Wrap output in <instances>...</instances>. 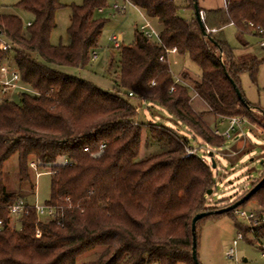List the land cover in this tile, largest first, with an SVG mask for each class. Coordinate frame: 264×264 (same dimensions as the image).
I'll return each mask as SVG.
<instances>
[{
	"label": "trees",
	"instance_id": "obj_1",
	"mask_svg": "<svg viewBox=\"0 0 264 264\" xmlns=\"http://www.w3.org/2000/svg\"><path fill=\"white\" fill-rule=\"evenodd\" d=\"M130 1L161 26L160 42L134 31L132 44H122L118 61L113 57L109 62L113 91L61 70L89 64L106 23L94 11L105 8L106 0L70 6L68 45L51 42L56 13L64 7L60 0L15 4L32 14L30 25L0 4V68L12 52L21 82L32 91L18 101H0V264H195L192 219L207 211L206 197L216 181L211 165L198 155L186 156L190 139L175 126L189 128L212 147H221L225 139L205 122V112L193 109L189 89L175 81L171 50L199 67L200 78L192 82L206 112L243 115L264 129L253 113L261 110L241 89L244 72L256 82L264 54L238 55L225 36L230 24L241 41L245 34L258 36L250 24L264 28V0H225L224 8H200L207 35L195 17L193 0H184L191 18L180 15L177 0ZM143 103L167 111L175 126L138 121ZM144 129L147 141L163 149L141 159ZM14 154L21 183H31L33 162L52 174L45 204L55 213L46 221L38 219L29 200L35 183L31 194L8 190L4 183V163ZM250 199L264 209V183ZM19 201L24 209L16 229L9 209ZM197 230L198 225V247ZM244 231L264 237V224Z\"/></svg>",
	"mask_w": 264,
	"mask_h": 264
},
{
	"label": "rangeland",
	"instance_id": "obj_2",
	"mask_svg": "<svg viewBox=\"0 0 264 264\" xmlns=\"http://www.w3.org/2000/svg\"><path fill=\"white\" fill-rule=\"evenodd\" d=\"M19 1L0 0V4L3 6L2 10L5 12H15L21 15L24 22H27L29 16L32 14L24 9L15 7L14 5ZM60 1L64 7L56 14L57 28L51 34V42L56 45H68L70 43V36L68 34L71 15L70 6L73 4L81 5L84 0ZM114 4L123 6L125 5V0H106L104 13L99 12L98 8L94 11V17L106 20V23L98 47L93 51L89 64L82 69L61 67L63 72L81 77L106 91H113L111 78L107 74L109 62L113 57L115 61L119 59V50L114 48L110 37L113 34H121L124 39V45L132 44L134 30L137 25L144 23L143 15H146L132 3L126 5L124 12L115 13L112 8ZM178 4L181 5L180 0H178ZM181 14L186 18L190 15L187 12H182ZM225 36L230 46L240 52L242 44L237 38L236 28L232 25H227L225 27ZM243 38L253 47L251 49H253L256 56L262 57L264 47L260 46L258 36L245 34ZM251 49L249 48V50ZM169 63L174 76H178L179 74V76H182L184 73L188 75V77H184V82L179 81V83L189 89L191 95L190 102L193 109L198 113L205 112L203 118L213 131L218 129L221 133L224 132L228 127L226 117L206 112L207 106L205 102L200 100V97L194 91L192 81L199 79L201 74L199 67L188 56L183 58L177 54L170 55ZM2 65L11 66L12 69L10 71L15 69L12 52L6 55L2 61ZM14 82L15 84L9 88H6L4 85L0 88V101H18L23 92L32 93L31 88L24 85L20 80H14ZM241 89L247 100L256 107H259L261 111L254 108L253 113L257 117V121L264 123V62L260 65L256 82L252 81L248 72H244L241 75ZM192 94H195L199 99L196 100ZM133 102L136 105L140 103L136 99H133ZM238 117L243 118L245 121L231 139L224 138L225 142L221 147H212L204 144L189 128L181 125L175 126L167 111L159 106H144L141 104L137 120L145 122L157 121L168 126L179 127V133L188 136L190 139L187 150L189 148L198 149V156L208 165L212 166L210 152L214 153L213 157L216 167H212V171L216 187L207 195L206 200L207 211L215 212L236 199L239 195H242L245 190L250 189L251 185L262 179L260 175L264 174V129L258 123L243 115ZM143 134L139 158L144 159L162 151L163 147L161 145L147 141L145 129L143 130ZM221 137L223 138V136ZM206 148L209 149V153L205 152ZM203 153L207 154L204 160ZM29 173L32 180L31 183H35L36 187L35 194L29 197V200L34 205H45L46 200L50 196L52 174L48 169L38 168L36 162L31 163ZM4 183L8 190H22L26 194L33 193L30 189L31 183H21L19 179L17 154L12 155L4 163ZM241 207L249 209L262 206L255 200L250 199ZM48 218L47 216H43L40 219L46 221ZM237 224H240L243 229H239ZM197 225V254L201 264H232V261L228 259L226 254L230 247L233 246L236 249V255L240 259L241 264H264L263 248L260 245L261 243L264 244V237L257 236L251 231L245 232L244 229L246 226H249L244 220L234 214V210H232L231 214L223 213L204 217ZM11 226L16 229L20 227L18 219L12 218ZM239 231L244 235L241 239L237 237ZM235 239H237L236 245L233 244ZM86 256L82 258L84 259Z\"/></svg>",
	"mask_w": 264,
	"mask_h": 264
},
{
	"label": "built area",
	"instance_id": "obj_3",
	"mask_svg": "<svg viewBox=\"0 0 264 264\" xmlns=\"http://www.w3.org/2000/svg\"><path fill=\"white\" fill-rule=\"evenodd\" d=\"M127 1L131 2L130 0H127ZM113 8H120V5L116 4L113 6ZM250 27H252L253 30L258 34L260 46L264 47V28L261 27L260 25H253L252 23L250 24ZM139 31L142 32L150 40L154 42H160V37H159L160 32L156 31L149 23H145L141 25ZM111 39L114 42L116 41V45H117V41H118L117 37L113 36ZM160 59L163 60V56H161ZM11 69H12L11 66L7 67L5 65H1V68H0L1 87H3L4 85L6 88H9L10 86H13L15 84L14 80L21 81L18 69L15 67L13 71H10ZM175 81L179 83V80L175 79ZM129 95L132 96L133 94L129 92ZM226 120L228 121L227 129L222 133L220 132V130L215 129L214 133L216 135L223 136L225 139H231L233 135L238 131L237 129L241 127V124L245 120L238 116L226 117ZM102 148H104V145H101V149ZM207 148L205 149L206 150L205 152L209 153V149ZM197 152H199L198 149L189 148L187 150L186 156H190L194 154L198 155ZM206 153H203V160H204L205 155H207ZM64 163L67 164L68 160L65 159ZM35 208H36L38 219H40L43 216L52 217L55 213V209L52 206H49L46 204L45 205L35 204ZM23 209H24V203L23 201H19L10 206V209H9L10 215L12 216V218L18 219L21 213L23 212ZM234 214H236L238 218L244 220L247 223V225L251 227L252 229L260 227L264 224V209L262 207H254V208L246 209L240 206L234 209ZM0 224H2V220H0ZM37 235L38 236L40 235L39 231H37ZM237 237L238 239H241L244 237V235L241 231H239ZM236 243H237V239L233 241L234 245H236ZM260 245L263 248L262 255L264 256V244L261 243ZM226 256L228 257L230 261H232V264H241L240 259L236 255V249L234 246L230 247V249L227 251Z\"/></svg>",
	"mask_w": 264,
	"mask_h": 264
},
{
	"label": "crops",
	"instance_id": "obj_4",
	"mask_svg": "<svg viewBox=\"0 0 264 264\" xmlns=\"http://www.w3.org/2000/svg\"><path fill=\"white\" fill-rule=\"evenodd\" d=\"M178 1V0H177ZM181 1V5H180V7H181V10H179V13H180V15H182L181 13L182 12H187L188 14H190L189 15V17L188 18H191V16L193 15V12L190 10V9H188V8H186V5H185V2H184V0H180ZM199 1V6H200V8H202V9H215V8H224L225 7V0H198ZM129 3H131V2H129V1H127V0H125V5H123V6H120V8H113V10L115 11V13L117 12V13H120V12H124L125 11V9H126V5L127 4H129ZM114 5H116V4H114ZM113 5V6H114ZM118 5V4H117ZM139 10H141L140 8H138ZM59 11V10H58ZM57 11V12H58ZM104 11H105V8H100L99 9V12H101V13H104ZM142 11V10H141ZM143 12V11H142ZM15 13V12H14ZM144 13V12H143ZM15 14H17V13H15ZM57 14V13H56ZM145 14V13H144ZM20 17H21V15H19ZM144 16V23H141L140 25H137V27L135 28V30L136 29H140V27H141V25H143V24H145V23H149L156 31H158V32H160V29H161V26L157 23V21L156 20H154V19H150V18H148L146 15H143ZM183 16V15H182ZM32 19H33V17H32V15H30L29 16V20L27 21V22H24L25 23V25H30L31 24V21H32ZM57 23V22H56ZM70 24V23H69ZM230 25H232V24H230ZM233 26V25H232ZM56 28H57V26H56ZM55 28V29H56ZM54 29V30H55ZM134 30V31H135ZM113 36H115V37H117V39H118V41H117V45H116V41L114 42L111 38L113 37ZM238 38V37H237ZM239 40V39H238ZM110 41L112 42V44H113V46H114V48H119L123 43H124V39H123V37H122V35L121 34H113L111 37H110ZM240 42H241V44H242V49H241V51L239 52V51H236L237 52V54L238 55H256L254 52H253V49H251V48H253L248 42H246V40L242 37V41L241 40H239ZM53 43V42H52ZM54 44V43H53ZM54 45H56V44H54ZM249 48L251 49V50H249ZM172 54H177L178 56H180V57H183V58H186L187 57V55H180V54H178L175 50H171L169 53H168V59L170 58V55H172ZM72 75H74V74H72ZM174 75V74H173ZM180 75V74H179ZM174 76L175 77V79H177V80H179V81H181V82H184V76H183V74H182V76ZM199 78H200V76H199ZM192 96L197 100V99H199V97H196V95L195 94H192ZM200 100H202L201 98H200ZM203 101V100H202ZM204 102V101H203ZM143 105L144 106H151L150 104H148V103H143ZM157 118H159V117H157ZM222 120H224V119H222ZM144 135V134H143ZM19 228V227H18Z\"/></svg>",
	"mask_w": 264,
	"mask_h": 264
},
{
	"label": "water",
	"instance_id": "obj_5",
	"mask_svg": "<svg viewBox=\"0 0 264 264\" xmlns=\"http://www.w3.org/2000/svg\"><path fill=\"white\" fill-rule=\"evenodd\" d=\"M193 8H194L195 17H196V19H197V21L201 27L203 34L207 35V31H206L204 24H203V17H202L203 12L200 9L198 0H193ZM231 82H232V84L236 90V93H237L239 99L241 101H244L241 91L236 87V84L232 80H231ZM213 155H214V153L210 152V156L212 157L211 158L212 159L211 160L212 161V167H216V162H215ZM263 183H264V177L254 187H252L247 193H245L240 199H238L237 201H235L231 205H228L226 207L218 209L215 212H209V211L201 212V213L196 214L193 217L192 226H191V231H192V235H193L192 258H193L195 264H201L199 259H198V254H197V236H196L197 222L205 216H209L211 214H223V213L232 211V210L236 209L237 207L242 206L262 186ZM211 192H212V189H210L208 191V194H210Z\"/></svg>",
	"mask_w": 264,
	"mask_h": 264
}]
</instances>
